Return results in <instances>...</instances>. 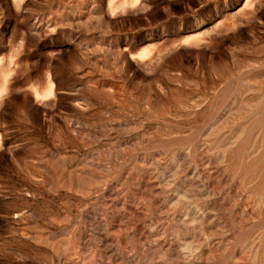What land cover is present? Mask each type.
<instances>
[{"label":"rangeland","instance_id":"1","mask_svg":"<svg viewBox=\"0 0 264 264\" xmlns=\"http://www.w3.org/2000/svg\"><path fill=\"white\" fill-rule=\"evenodd\" d=\"M0 264H264V0H0Z\"/></svg>","mask_w":264,"mask_h":264}]
</instances>
